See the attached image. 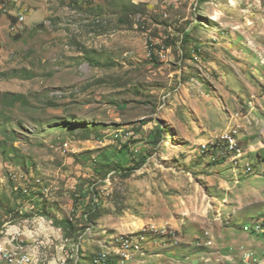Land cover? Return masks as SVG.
I'll list each match as a JSON object with an SVG mask.
<instances>
[{
	"label": "rangeland",
	"instance_id": "obj_1",
	"mask_svg": "<svg viewBox=\"0 0 264 264\" xmlns=\"http://www.w3.org/2000/svg\"><path fill=\"white\" fill-rule=\"evenodd\" d=\"M2 248L264 264V0H0Z\"/></svg>",
	"mask_w": 264,
	"mask_h": 264
},
{
	"label": "bare ground",
	"instance_id": "obj_2",
	"mask_svg": "<svg viewBox=\"0 0 264 264\" xmlns=\"http://www.w3.org/2000/svg\"><path fill=\"white\" fill-rule=\"evenodd\" d=\"M225 138H227V139H225ZM223 139H225L227 141V143L229 144V147L231 148L232 151L239 152V156L242 155V148H240L238 145L235 133L233 134L232 132H228V133L224 134ZM119 243H121V245H122V249L120 251H121L122 255L124 256V258H126V259H129L131 257V255H132L131 250L137 251L140 249V246L136 242L131 240L130 238L120 239ZM23 257H28V256H23ZM28 259H29L28 260V264H29V261L31 259L29 257H28ZM109 259H112V258L110 257L108 252L101 251L97 256H95L92 264H106ZM250 260H251V255H247L244 259V264L248 263ZM7 262H8V260H7ZM8 263L11 264L10 262H8ZM12 264H15V263H12Z\"/></svg>",
	"mask_w": 264,
	"mask_h": 264
},
{
	"label": "crops",
	"instance_id": "obj_3",
	"mask_svg": "<svg viewBox=\"0 0 264 264\" xmlns=\"http://www.w3.org/2000/svg\"><path fill=\"white\" fill-rule=\"evenodd\" d=\"M39 223H40L39 224L40 227L44 225L42 221L39 222ZM44 226H43V228H45ZM10 233H11V235H7V237H5L2 241L5 242L9 248H12V249H23L24 245H23L22 242L25 241V238L23 237V235H25V234L23 233V235L19 237V236L15 235V231L14 230L13 231L9 230V234ZM20 241H22V242H20ZM35 249L36 248L30 249V250L32 252H34L33 254H35V256L38 255V258H41L39 256V254H38L39 250H35ZM89 263H87V264H89Z\"/></svg>",
	"mask_w": 264,
	"mask_h": 264
},
{
	"label": "built area",
	"instance_id": "obj_4",
	"mask_svg": "<svg viewBox=\"0 0 264 264\" xmlns=\"http://www.w3.org/2000/svg\"><path fill=\"white\" fill-rule=\"evenodd\" d=\"M225 139H227V138H225ZM207 235H208V233H207ZM0 252L2 254H4L5 259H7L8 262H10V263H15V264H28V260H29L28 257L15 256V255H13L12 252H8V251L4 250V248H2L0 250Z\"/></svg>",
	"mask_w": 264,
	"mask_h": 264
},
{
	"label": "trees",
	"instance_id": "obj_5",
	"mask_svg": "<svg viewBox=\"0 0 264 264\" xmlns=\"http://www.w3.org/2000/svg\"><path fill=\"white\" fill-rule=\"evenodd\" d=\"M162 133H163V130H162L160 127L156 128V130H154V131L152 132V134L150 135V137L152 138V141H157V140H159V139L162 137ZM145 160H146V157H145V156H142V157H141V160L138 161V164L141 165L142 163L145 162ZM135 161H136V160H135ZM119 165H121V164H119ZM59 223H60V222H57V224H59ZM92 260H93V259H92ZM92 260H91V262H92ZM106 264H115V262L112 261V259H109V260L107 261Z\"/></svg>",
	"mask_w": 264,
	"mask_h": 264
}]
</instances>
